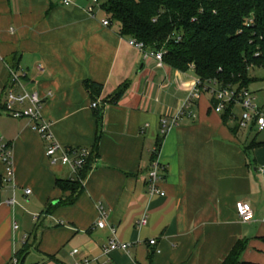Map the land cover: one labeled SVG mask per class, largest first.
Wrapping results in <instances>:
<instances>
[{"label": "crops", "instance_id": "obj_1", "mask_svg": "<svg viewBox=\"0 0 264 264\" xmlns=\"http://www.w3.org/2000/svg\"><path fill=\"white\" fill-rule=\"evenodd\" d=\"M90 5L0 0V137L11 148L13 168L9 174L0 157V264H14L26 245L25 264L84 258L91 264H222L239 240L247 243L242 263L264 264V144L249 147L252 131H235L238 116L226 120L212 109L213 94L204 92L195 101L197 118L183 117L162 137L158 162L166 195L150 196L146 176L161 119L178 113L198 76L145 58L118 23L103 24L109 16L102 5L94 14ZM7 64L34 78L30 87L44 99L42 114L55 140L95 153L73 204L58 203L70 195L57 184L71 177L69 168L51 164L48 142L30 120L4 111ZM87 80L101 92L91 93ZM241 201L252 207V221L238 216ZM100 204L106 228L96 226ZM114 235L128 250L105 252Z\"/></svg>", "mask_w": 264, "mask_h": 264}, {"label": "trees", "instance_id": "obj_2", "mask_svg": "<svg viewBox=\"0 0 264 264\" xmlns=\"http://www.w3.org/2000/svg\"><path fill=\"white\" fill-rule=\"evenodd\" d=\"M101 7L111 22L120 25L122 36L143 42L146 49L164 50V62L183 71L192 68L202 81L212 79L224 88L240 89L259 80L254 72L264 68V0H106ZM85 86L93 94L101 92V86L90 80ZM124 90L122 86L112 101ZM234 111V105L226 109V120L235 116ZM162 137L153 160L158 158ZM256 139L249 147L264 144ZM94 160L91 150L77 178L58 179V186L70 193L59 204L77 200ZM246 246L245 240L237 241L222 264H256L241 262ZM30 248L26 245L16 254L17 264H25Z\"/></svg>", "mask_w": 264, "mask_h": 264}, {"label": "built area", "instance_id": "obj_3", "mask_svg": "<svg viewBox=\"0 0 264 264\" xmlns=\"http://www.w3.org/2000/svg\"><path fill=\"white\" fill-rule=\"evenodd\" d=\"M76 0H62L64 4H70ZM91 5L88 7V12L94 14L97 6L102 5V0H90ZM110 18L103 20V24L110 25ZM180 40V38H178ZM130 44L136 46L144 52L145 58H155L161 66L164 61V50H149L146 49L143 42H139L136 39H131ZM8 71V83L5 87L4 93V111L7 115L15 119H28L32 123V127L41 135V137L48 142L46 147V156L54 166H63L69 168L70 178H77L78 172L85 166L88 158L91 155L90 148L87 147H65L57 140L51 130V124L43 117L42 109L44 105V99L35 90L30 87L34 78L30 77L29 71L22 66L6 65ZM38 71H43L42 65L37 66ZM204 92H209L214 96V103L212 108L217 113H224L226 109L234 105L240 107L241 115L237 117V122L240 130L254 131L257 133H264V107L258 103L256 93L249 88H238L237 86L232 88H224L218 84L216 80L202 81L199 78L195 80V83L187 96L183 101L178 113L172 118H162L160 122L161 136H165L167 132L174 126H177L179 121L183 117L197 118V114L194 111L195 101L198 96ZM92 107H98V103L94 102ZM235 114V113H234ZM236 115V114H235ZM234 116V115H233ZM156 150V149H155ZM0 157L3 162L8 166L9 174L13 173L12 168V152L8 143L3 142L0 137ZM264 172V167L262 168ZM165 168L158 162V158L153 160L151 168L146 176V182L148 187V193L150 196L160 195L165 196V192L161 188V184L165 179ZM32 191L26 190L27 194ZM10 204H15V199L9 201ZM99 218L96 222V226L99 228H106L108 224V214L102 204L99 205ZM238 216L243 222H249L254 219V211L249 203L238 202L236 205ZM148 222V216L145 214L140 220L139 224L146 225ZM111 231L115 233V229L110 227ZM15 229H18V225H15ZM156 240L150 241L151 245H154ZM129 244L121 242L115 235L110 239L109 244L105 247V252L112 250L122 249L128 250ZM77 255L76 252L72 253ZM92 260L84 258L73 264H91ZM14 264H17V259L14 260Z\"/></svg>", "mask_w": 264, "mask_h": 264}, {"label": "rangeland", "instance_id": "obj_4", "mask_svg": "<svg viewBox=\"0 0 264 264\" xmlns=\"http://www.w3.org/2000/svg\"><path fill=\"white\" fill-rule=\"evenodd\" d=\"M106 1V0H102ZM254 75L258 77L259 80L255 81L252 83L249 87L252 91L256 93L258 103L264 107V68H260L258 70H255ZM1 76H0V81H1ZM235 113L237 116L241 115V109L238 107L235 110ZM252 134L250 135L251 137H257V142H263L264 141V133H257L256 130L251 132ZM76 186V185H75Z\"/></svg>", "mask_w": 264, "mask_h": 264}]
</instances>
